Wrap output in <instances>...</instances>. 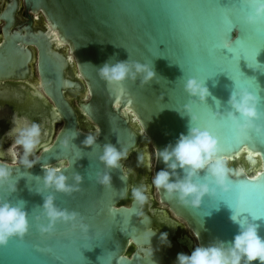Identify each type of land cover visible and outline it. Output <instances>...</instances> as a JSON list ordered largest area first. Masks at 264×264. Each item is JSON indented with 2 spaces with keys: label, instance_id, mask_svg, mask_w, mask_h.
Listing matches in <instances>:
<instances>
[{
  "label": "water",
  "instance_id": "obj_1",
  "mask_svg": "<svg viewBox=\"0 0 264 264\" xmlns=\"http://www.w3.org/2000/svg\"><path fill=\"white\" fill-rule=\"evenodd\" d=\"M149 2L162 5L192 0H22L27 16L41 14L45 24L38 29L32 28L30 21L24 27L15 26L19 0H12L7 5L8 12L0 16L6 22L0 44V102L7 105V118L12 121L14 115L27 117L41 128L46 122L42 128V146L51 145L40 153V161L33 168L13 169L11 182L16 184L15 192L8 191L7 185L0 187V200L22 205L30 224L23 238L14 237L7 245L0 246V264H166L161 254L167 246L159 241L162 232L155 223L152 226L151 213L145 208L149 207V189L155 191L159 204L167 206L186 223L197 245L207 246L217 240L230 242L239 230L231 219L233 215L256 223L259 235L264 238V217L253 219L249 213L236 212L239 182L257 189L264 185V66L250 68L248 61L241 58L240 71L254 81L236 79L235 83L224 71L236 78L232 69L240 54L239 48H233L232 59V54L225 49L229 58L213 51L206 64H197L199 47L213 41L216 47L223 43L219 33L197 32L195 26L182 19L171 21L161 8L145 15L143 10L122 7L128 3ZM196 2L215 4L227 12L244 6L241 13L244 23L253 9L252 0ZM251 26L256 29L259 48L264 45V29L261 21ZM181 31L187 33L184 53L180 51L178 33ZM229 35L237 39L239 28ZM55 41L60 48L55 47ZM33 47L39 91L28 83L36 82L31 69L35 59ZM118 61L147 63L157 77L148 84H142L140 77L135 82L126 80L122 84H109L101 79L98 68L106 62ZM256 62L264 65V48L260 49ZM193 77L209 89L210 95L204 102L189 96L184 89L187 79ZM241 89L260 98L261 117L255 122L260 130L253 128L239 133L231 121H226L232 134L241 141L230 152L221 153L229 159L230 167L243 170L241 176L233 178L231 190L206 195L198 208L185 206L163 190L157 191L151 180L165 165L156 162L155 148L174 144L191 126L205 130L203 124L211 120L212 111L217 119H226L225 114L231 110L229 97ZM67 95L78 99L76 106ZM185 105H191L192 114L197 117L192 125ZM78 114L83 117L81 122ZM7 118L0 116V121ZM133 118L142 132L135 128ZM0 129V134L4 133L1 123ZM89 133H98L99 137L95 145L85 147L82 141ZM73 134L77 136L68 148H63L61 140ZM107 143L128 150L129 156L120 162V167L107 170L99 160ZM219 143L223 147V140L219 139ZM146 146L152 158L150 178L144 163L137 166L138 156H146ZM66 161L70 166L64 168ZM48 164L62 168L69 184L74 182V174H80L81 190L62 193L46 188L43 165ZM105 171L111 176L109 187L96 182L97 174ZM177 175L182 178L184 173L177 170ZM204 175L201 171L200 177ZM140 185L146 188V203L141 206L131 200L125 205L129 191ZM49 195L55 197L59 208L80 213L89 231L84 233L70 224L57 223L52 233L42 234L38 225L47 223L43 203ZM256 199L257 203L261 202L260 191L256 192ZM170 242L171 248H179ZM178 244L192 246L185 237L178 239Z\"/></svg>",
  "mask_w": 264,
  "mask_h": 264
},
{
  "label": "clouds",
  "instance_id": "obj_2",
  "mask_svg": "<svg viewBox=\"0 0 264 264\" xmlns=\"http://www.w3.org/2000/svg\"><path fill=\"white\" fill-rule=\"evenodd\" d=\"M252 4V13L246 17V23L249 25L264 21V0H252ZM98 75L109 84H122L126 80L135 82L137 77H140L142 84H148L157 77L151 65L138 61H118L114 64L106 62L98 68ZM184 89L189 96L198 97L201 102L210 95L204 82L194 77L187 79ZM259 103L258 95L247 89L233 91L228 100L231 110L225 114L226 118L232 121L239 133L253 128L259 131L255 123L261 117ZM185 111L190 116L192 125L197 117L192 114L191 105H185ZM13 121L14 127L0 139V187L7 185L10 192L16 191V184L11 182L13 169L33 168L40 161V153L51 147L42 146V128L39 123L16 115L13 116ZM76 136V134L65 136L61 140V146L68 148L70 141ZM98 137V133H89L82 141V145L92 147ZM5 144H8V147L5 148ZM221 153L222 148L215 135L191 126L187 134H181L174 144H169L163 149L155 148L156 162H162L165 167L155 172L152 185L157 191H165L169 197H175L185 206L198 208L206 195L215 196L217 190L229 192L234 183L233 178L243 174L242 169L230 167L229 159ZM128 156L126 148H117L107 143L103 146L99 160L109 170L120 167V162L126 160ZM137 161V166H141L144 157L138 156ZM69 166L67 161L63 165L64 168ZM43 168L45 172L43 182L46 188L62 193L81 190L79 186L83 177L80 174H74L72 177L74 182L69 184L62 168L49 164L43 165ZM177 170L183 171L182 178L177 175ZM201 171L205 172L202 178ZM96 182L104 187L111 186L109 171L98 173ZM131 197L135 203L143 206L148 199L146 188L143 185L133 187ZM43 216L47 223L38 225L42 234L52 233L57 223L70 224L73 229H79L84 233L89 231V225L84 222L80 213L59 208L52 195L44 199ZM231 219L238 224L239 230L230 242L217 240L207 246L199 244L190 253H177L175 264H253L255 261L264 264V238L259 235V226L246 218L241 219L240 215H233ZM29 228L28 214L22 205L0 200V246L7 245L14 237L23 238ZM159 241L162 246L171 247L167 232L160 234Z\"/></svg>",
  "mask_w": 264,
  "mask_h": 264
},
{
  "label": "snow or ice",
  "instance_id": "obj_3",
  "mask_svg": "<svg viewBox=\"0 0 264 264\" xmlns=\"http://www.w3.org/2000/svg\"><path fill=\"white\" fill-rule=\"evenodd\" d=\"M126 10H143L145 15H151L156 9L161 8L164 10L166 15L170 18L171 21H175L177 19H182L188 22L189 25L195 26L197 32L202 33H219L220 37L223 40V43L219 46H215V42L206 43L203 46L199 47L196 51V62L197 64L204 65L206 64L213 56V51L219 53L222 56H227L223 50H227L228 53H231V59L234 56L233 48H239L240 54L235 59L232 71L236 74V78L233 77L227 71V73L232 80H250L254 81V79L245 77L244 74L240 71L239 61L241 58L248 61V66L250 68H259L260 66L256 62V57L261 48H264V45L257 48L256 46V29L242 22L241 13L243 7L241 9H234L231 12H227L220 6L215 4H205L196 2V0H192V2L188 3H164V4H154V3H128L124 4ZM261 27L264 29V21H261ZM239 28L240 35L237 39H231L230 33L233 29ZM181 38V53H184V39L187 36L186 32L181 31L178 33ZM228 57V56H227ZM229 58V57H228ZM211 115V120H207L204 122L203 126L205 130L211 132L218 139L223 140L222 151L230 152L232 148L240 144L241 141L235 137L231 128L227 126L226 121H230L226 119H217L215 115ZM232 122V121H231ZM236 204L238 206L237 214L241 213H249L253 219H258L264 217V185H261L259 189L256 187H247L244 181L239 182L236 185ZM260 191L262 193V200L260 203H257L256 192ZM233 207L232 204H229Z\"/></svg>",
  "mask_w": 264,
  "mask_h": 264
},
{
  "label": "flooded vegetation",
  "instance_id": "obj_4",
  "mask_svg": "<svg viewBox=\"0 0 264 264\" xmlns=\"http://www.w3.org/2000/svg\"><path fill=\"white\" fill-rule=\"evenodd\" d=\"M11 1L12 0H0V16L3 14V12H8L7 5ZM15 12H17L15 14V17H16L15 26H17V27H24L28 24L29 21L31 22L32 28H34V29H38L42 26V24H45L40 13L39 14L29 13L28 14L29 17L26 15V13H25L26 11L24 9L22 0H19V8ZM36 16H37V18H35ZM5 23H6L5 20L0 17V44L3 41L2 29L5 26ZM32 49L34 51V56H35V60H36L37 59L36 58V49L34 47ZM36 76H37V74L33 76V79L35 81H36ZM28 83L32 84L34 89H36L38 91L40 90L39 86L36 87V84H37L36 82L30 81ZM1 85L2 84H0V86ZM67 97H69V96L67 95ZM68 99L70 100L71 103L73 100L78 102V99H74L72 97H69ZM5 108H7V105H5L4 102H0V112L5 111ZM78 116H79V121L81 122L83 120V117L80 114H78ZM0 123L3 124V127L5 129L4 133H2L4 135L7 132L6 128L8 129L11 126L10 124L13 123V121L7 118L6 120H3V121L1 119ZM1 131L2 130L0 129V132ZM2 134H0V139H2ZM150 177L151 176H149V178ZM131 191H132V189L129 191V197H128L129 202L132 200ZM148 196H149V207L148 206L147 207L144 206V207L147 208L146 210L149 211V213H151L149 218L152 220V226L154 227V225L156 224V226L158 227V229L161 232H167L169 241L175 242L177 244V246L179 247L176 249L171 248V247H167L166 249H164V251H163L164 254L163 255L161 254V256L166 260V264H175L177 253H181V252L190 253L193 249L192 239L195 240V242H196V238H195L194 234L192 233V231L187 227L186 223L182 219L176 217L172 212H170L169 209L167 208V206H163V205L159 204V202L157 201V196L155 194V191H153L152 189H149V195ZM153 196H154V198H153ZM184 237L188 238L191 241V243H192L191 248H188L186 245H179L178 244V239H183ZM133 252H134V250L131 253H133ZM149 253H157V251L151 252V250H149Z\"/></svg>",
  "mask_w": 264,
  "mask_h": 264
},
{
  "label": "bare ground",
  "instance_id": "obj_5",
  "mask_svg": "<svg viewBox=\"0 0 264 264\" xmlns=\"http://www.w3.org/2000/svg\"><path fill=\"white\" fill-rule=\"evenodd\" d=\"M35 18H37V16ZM54 45H55L56 48H60L61 47V45H59L56 41L54 42ZM69 60L72 62V57L70 55H69ZM31 69H32L33 76L36 75V60L35 59H34V62L32 63V65H31ZM36 83H37L36 87H38L40 83H39V80H38L37 76H36ZM34 90H36V89H34ZM0 116L3 117V118H7L8 115H7L6 111H1L0 112ZM133 123H134L135 128L138 129V131H141L139 125L137 124V122H136V120L134 118H133ZM42 124H43L42 128H44V126L46 127V125H47L46 122H43ZM11 126H12V128L14 127V121H13ZM12 128H10L9 130H11ZM4 135H2V138L4 137ZM4 147L5 148L8 147V144H5ZM146 148H147V150H146L147 152H145L146 156H143L144 157V165H145V168H146L147 175L150 176L151 169H152V159H151V154H150L147 146H146ZM192 243H193V248L195 246H197L195 240H193V239H192Z\"/></svg>",
  "mask_w": 264,
  "mask_h": 264
},
{
  "label": "rangeland",
  "instance_id": "obj_6",
  "mask_svg": "<svg viewBox=\"0 0 264 264\" xmlns=\"http://www.w3.org/2000/svg\"><path fill=\"white\" fill-rule=\"evenodd\" d=\"M72 103L74 106H76V104H77V102L75 100H73ZM57 128H58V126H57ZM128 203H129V199L127 201H125V205H128Z\"/></svg>",
  "mask_w": 264,
  "mask_h": 264
}]
</instances>
